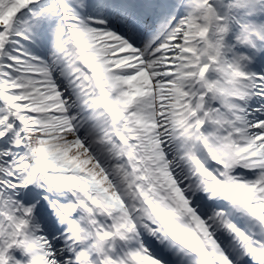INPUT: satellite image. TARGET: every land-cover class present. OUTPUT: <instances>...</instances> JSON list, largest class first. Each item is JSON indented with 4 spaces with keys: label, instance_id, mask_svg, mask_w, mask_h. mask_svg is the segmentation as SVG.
Returning a JSON list of instances; mask_svg holds the SVG:
<instances>
[{
    "label": "snow or ice",
    "instance_id": "1",
    "mask_svg": "<svg viewBox=\"0 0 264 264\" xmlns=\"http://www.w3.org/2000/svg\"><path fill=\"white\" fill-rule=\"evenodd\" d=\"M0 264H264V0H0Z\"/></svg>",
    "mask_w": 264,
    "mask_h": 264
}]
</instances>
